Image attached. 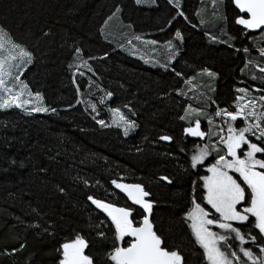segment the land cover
Segmentation results:
<instances>
[{
  "label": "trees",
  "instance_id": "obj_1",
  "mask_svg": "<svg viewBox=\"0 0 264 264\" xmlns=\"http://www.w3.org/2000/svg\"><path fill=\"white\" fill-rule=\"evenodd\" d=\"M178 1L179 9L169 0H0V28L33 53L21 79L47 109L0 111V264H58L61 245L76 235L88 243L85 253L95 264H105L115 230L89 197L143 211L112 181L149 191L154 230L186 264H206L183 216L192 181L207 207L198 179L206 167L198 165L197 173L190 166L207 140L186 137L180 117L191 100L215 119V107L235 110L236 87L264 90V82L247 78L264 80V32L238 26L231 0ZM207 92L213 95L209 106L202 98ZM110 109L134 122L130 134L108 124ZM101 119L107 126L96 123ZM262 240L257 235V243L244 248L259 255Z\"/></svg>",
  "mask_w": 264,
  "mask_h": 264
},
{
  "label": "snow or ice",
  "instance_id": "obj_2",
  "mask_svg": "<svg viewBox=\"0 0 264 264\" xmlns=\"http://www.w3.org/2000/svg\"><path fill=\"white\" fill-rule=\"evenodd\" d=\"M232 2L240 13L247 14V18L238 16L235 19L237 25H242L246 30L259 29L264 32V0ZM136 3L140 4L141 0H136ZM152 3H155V0H152ZM169 3H173V0H169ZM175 7L177 9L180 7L178 0ZM178 15L183 16L184 13L178 11ZM175 36L180 38L181 32L177 30ZM168 47L171 49V42ZM75 51L78 54L80 49L76 48ZM244 51L248 52V49L245 48ZM259 55L264 57V48L260 49ZM32 62L33 53L15 42L5 29L0 28V109L15 107L26 110L25 106L31 103L29 99L23 98L33 97V93L28 90V84L12 70H19ZM203 71L210 77L215 76V73L207 69ZM259 71L264 73V67L259 68ZM9 76L13 81L11 86L7 80ZM237 91L246 93L247 90L240 88ZM108 95L111 96V93ZM34 99H40L39 93ZM258 99L261 108H264V95ZM236 100L242 101L245 97L237 96ZM31 110L37 113L47 111L42 106H34ZM92 111H96L94 105ZM110 111L116 114L119 110ZM189 114H194L197 119L189 121V126L183 129L185 134L202 140L206 135L211 140L214 134L217 139L204 147L197 146L196 152L190 158V166L196 169L197 173L198 165L206 167L207 175H199L198 179L202 182L199 187L203 189L199 199L207 207L197 202L195 195L197 181H192L191 206L185 212L183 220L187 222L195 243L203 250L202 256L206 264H248V261H251V264H264V259L260 258L264 256V240L258 245L259 255H254L251 249L239 248V252L246 259H241L235 245L230 243L234 240L238 241L239 245H244L245 236L248 235L252 243L256 244L257 235L264 237V111L257 110V101L253 98L247 99L244 103H237L234 111L216 110L214 116L222 117L220 125H215L214 120L204 113L208 125L211 126L207 133L201 130L199 117L202 109L189 107L185 110V116H181L180 119H186ZM238 119L242 121V125H236ZM120 122L118 127H123L125 135L135 127L134 122L124 115H120ZM96 123L102 127L107 126L102 119ZM213 128H218V131L213 133ZM160 139L171 140V137L161 136ZM213 152L217 153L214 162L205 165L206 158ZM230 173H235V178ZM160 180L172 183V180L165 176H161ZM112 183L127 196L131 205H138L143 211L133 209L130 205L117 207L89 197L92 204L110 219L115 230L112 248L106 254L105 264L108 261L111 264H186L182 253L169 247L162 236L154 230V222L149 218L153 212L154 202L147 199L151 193L138 183L125 184L116 181ZM134 211L140 219L133 216ZM233 222L244 227L250 226L249 232L243 233L240 227L233 226ZM213 227L222 230L224 234L213 231ZM252 229L258 232L252 234ZM99 235L103 237L105 234L100 232ZM125 238L130 239L126 241ZM122 241L126 246H120L119 242ZM86 248H88L86 240L76 235L75 239L61 245L62 258L58 264H95L94 257L85 253Z\"/></svg>",
  "mask_w": 264,
  "mask_h": 264
},
{
  "label": "rangeland",
  "instance_id": "obj_3",
  "mask_svg": "<svg viewBox=\"0 0 264 264\" xmlns=\"http://www.w3.org/2000/svg\"><path fill=\"white\" fill-rule=\"evenodd\" d=\"M136 1V0H135ZM143 1H145V0H143ZM177 3V1H175V2H173V3H171V5H173V7H175V4ZM178 3H179V1H178ZM140 5H143V4H141L140 3ZM179 6H180V3H179ZM203 5L201 6V8H200V12H203ZM176 8V7H175ZM177 9V8H176ZM179 11V10H178ZM237 12V11H236ZM237 14H238V16H240L239 15V13L237 12ZM199 15V14H198ZM203 15H204V13H203ZM202 15V16H203ZM239 26V25H238ZM104 29H107V26H105V28ZM211 38V37H210ZM133 44H135V41H134V43ZM121 45V44H120ZM123 45H132V41H126ZM122 46V45H121ZM166 47H167V49L168 50H172L173 51V44H172V47H171V49L168 47V45H166ZM242 53H244V54H248V52H245V51H242ZM260 57V56H259ZM146 59H149V56H146ZM155 59V58H154ZM255 63V61H251V64H254ZM28 66V65H27ZM27 66H25V67H23V68H20L19 70H17V69H13L12 70V72L13 73H15V74H19L20 75V79H21V76H22V74H23V72H24V70L26 69V67ZM205 74V73H204ZM253 77H255V80H258V82H260V83H263L264 82V80L263 79H261V78H258L257 76H254V74L253 75H251L250 74V76H248L247 78H248V80H250L251 81V79H253ZM7 80H8V82H9V86H11V84L13 83V81H12V79H11V76H9L8 78H7ZM22 80V79H21ZM243 85V84H242ZM245 86H238V87H236V92H237V96H243V97H245V100H242V101H237L236 100V102H235V106H236V104L237 103H244V102H246V100L247 99H256V101H257V110H259V111H261L260 109H262L261 108V102L259 101V99H258V95H256V94H252L251 93V91H250V88L249 89H246V88H244ZM240 88H243V89H246L247 91H246V93H241V92H239V91H237V89H240ZM15 90H17V89H14V91ZM29 90V89H28ZM211 91H213V88H212V90ZM208 94H206V93H203L204 95H202V98L203 99H207V97H208V100H206L207 101V103H208V106L209 105H211L212 103H211V100L213 101V95L212 94H209V92H207ZM34 97H35V95L33 94V97H27V96H25V97H23L24 99H29L30 101H31V103L29 104V105H27V106H25V108H26V110H24V109H18V110H20V111H22V112H24V113H37V112H32V107H34V106H42L43 107V103H42V99H41V97H40V99L39 100H35L34 99ZM89 100H93V99H89ZM189 101V100H188ZM234 106V107H235ZM187 107H192V108H199V106L197 107V105L194 103V101H189V103L187 104ZM211 108V107H210ZM9 109H17V108H15V107H12V108H9ZM9 109H0V111H4V110H9ZM216 110H219V108H217V107H215L213 110L211 109V113H212V115L214 116V113H215V111ZM39 113H44V112H39ZM203 114V113H202ZM209 114H210V112H209ZM107 115H108V117H107V122H108V124L111 126V127H114V128H118V129H120L121 130V132H122V134L125 136V134H124V129H123V127H118V125L121 123L120 122V115H124L123 114V112L122 111H118V113H116V114H114L112 111H109V112H107ZM193 115H189L188 116V118L186 117V119H184V121H186L187 123V126L186 127H188L189 126V121H192V119H191V117H192ZM203 116H204V114H203ZM209 117H211L212 118V116L211 115H209ZM127 118V117H126ZM214 118L215 119H213L214 120V124L215 125H220L221 124V122H222V117H215L214 116ZM203 120H205L206 122H207V120L205 119V116H204V118H203ZM194 121V120H193ZM201 121V120H200ZM205 123V122H204ZM204 123H202L201 122V130H202V127L204 126V125H207V126H209V127H211L210 125H208V123H206V124H204ZM236 125H242V121L241 120H237L236 122ZM132 130H134V128H132V129H130L129 131H128V134H130L131 132H132ZM216 131H218V128H213V133H215ZM127 134V135H128ZM225 134H226V131H225ZM184 135L187 137L188 135L187 134H185L184 133ZM189 138H199V137H193V136H188ZM200 139V138H199ZM216 139H217V137L213 134L212 135V138H211V140H209V138H208V136L206 135L205 136V140H207V144H210V143H214L215 141H216ZM202 140V139H201ZM194 154V153H193ZM192 154V155H193ZM217 156V153L216 152H213L210 156H208L207 158H206V160H205V163L207 162V161H210V163H212V162H214V159H215V157ZM259 157V156H258ZM231 175H233L234 176V178H235V176H236V174L235 173H230ZM207 175V174H206ZM121 183H125V182H121ZM131 184V183H130ZM197 202H199V200H197ZM106 215V214H105ZM110 220V219H109ZM236 225H238L236 222H233V226H236ZM212 230L213 231H216V232H218V233H222V230H220V229H218V228H215V227H213L212 228ZM222 234H224V233H222ZM194 238V237H193ZM263 239H264V237H262ZM130 239V238H129ZM245 244L244 245H239V242L238 241H230V243H233V242H235V246H236V248L235 249H237L236 251H237V253H239V254H241V256L243 257V255H242V253H240L239 252V248L240 247H244L245 245H248L249 244V242L251 241L250 240V238H249V236L248 235H246L245 236ZM120 243V246H122L123 245V241L122 242H119ZM126 246V245H125ZM257 248L259 249V247L257 246ZM202 250V249H201ZM203 251V250H202ZM61 253H62V249H61V252H60V258H62V256H61ZM255 255V254H254ZM261 257V259H264V256H260ZM246 259V258H245ZM206 262V261H205ZM248 263H251V261H248Z\"/></svg>",
  "mask_w": 264,
  "mask_h": 264
},
{
  "label": "water",
  "instance_id": "obj_4",
  "mask_svg": "<svg viewBox=\"0 0 264 264\" xmlns=\"http://www.w3.org/2000/svg\"><path fill=\"white\" fill-rule=\"evenodd\" d=\"M232 1V0H231ZM232 5H233V7H234V9L239 13V15L241 16V17H243V18H247V14L246 13H240L239 12V10L235 7V5H234V3L232 2ZM241 28H243V26L242 25H239ZM244 29V28H243ZM251 33H256V32H258V31H260L259 29L258 30H249ZM125 184H130V183H125Z\"/></svg>",
  "mask_w": 264,
  "mask_h": 264
},
{
  "label": "flooded vegetation",
  "instance_id": "obj_5",
  "mask_svg": "<svg viewBox=\"0 0 264 264\" xmlns=\"http://www.w3.org/2000/svg\"><path fill=\"white\" fill-rule=\"evenodd\" d=\"M250 91H251L253 94H256V95H258V96L264 95V90H263V89H258V88H253V87H251V88H250Z\"/></svg>",
  "mask_w": 264,
  "mask_h": 264
},
{
  "label": "bare ground",
  "instance_id": "obj_6",
  "mask_svg": "<svg viewBox=\"0 0 264 264\" xmlns=\"http://www.w3.org/2000/svg\"><path fill=\"white\" fill-rule=\"evenodd\" d=\"M257 33V32H256Z\"/></svg>",
  "mask_w": 264,
  "mask_h": 264
},
{
  "label": "crops",
  "instance_id": "obj_7",
  "mask_svg": "<svg viewBox=\"0 0 264 264\" xmlns=\"http://www.w3.org/2000/svg\"><path fill=\"white\" fill-rule=\"evenodd\" d=\"M259 155V154H258Z\"/></svg>",
  "mask_w": 264,
  "mask_h": 264
}]
</instances>
